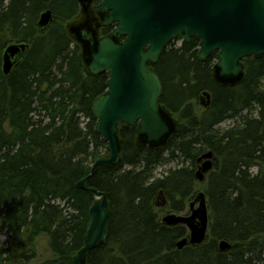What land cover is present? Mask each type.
I'll list each match as a JSON object with an SVG mask.
<instances>
[{
    "label": "trees",
    "instance_id": "trees-1",
    "mask_svg": "<svg viewBox=\"0 0 264 264\" xmlns=\"http://www.w3.org/2000/svg\"><path fill=\"white\" fill-rule=\"evenodd\" d=\"M47 9L55 23L42 30L37 19ZM78 10L77 0H0V236L9 234L0 264L32 262L41 238L51 252L41 264H73L84 246L96 198L77 183L108 157L92 112L108 76L89 73L66 29ZM13 43L28 48L5 76L3 52ZM199 44L194 37L166 49L151 65L163 86L161 104L177 119L166 144L150 148L136 128L120 125L122 160L86 181L111 204L106 243L89 252L87 264H264V55L245 58L242 82L224 86L214 77L215 55L198 59ZM203 92L211 102L198 111ZM231 117L240 125L216 132ZM207 151L214 153L205 190L209 233L203 244L179 250L187 229L161 223L156 200L162 192L172 210L184 211L194 193L196 160ZM166 153L190 167L150 181ZM221 240L231 249L220 251Z\"/></svg>",
    "mask_w": 264,
    "mask_h": 264
},
{
    "label": "water",
    "instance_id": "water-1",
    "mask_svg": "<svg viewBox=\"0 0 264 264\" xmlns=\"http://www.w3.org/2000/svg\"><path fill=\"white\" fill-rule=\"evenodd\" d=\"M85 7L93 0H78ZM96 12L103 25L115 24L112 34L96 41L92 49L83 42L82 59L92 75L106 73L107 90L94 99L95 132L107 143L108 157L95 161L90 174L77 188L90 191L95 201L89 210L84 246L73 264H87L90 251L105 245L111 218V204L105 192L87 187L86 181L101 166L112 167L122 160L120 125L137 129L139 140L150 148L163 147L177 125L161 104L163 86L151 68L174 40L189 43L200 40L197 57H216L214 77L224 86L239 85L244 77L242 61L264 55V0H103ZM54 20L51 10L42 13L38 26L45 30ZM74 31V30H73ZM28 48L25 43L9 44L2 57V72L8 76ZM201 104L207 108L211 95L203 92ZM213 151L198 157L203 161L196 176L200 181L212 171ZM162 194V192H161ZM191 214H170L162 222L170 227L183 225L188 235L177 242V249L201 245L210 229L206 194L200 192L190 203ZM232 245L221 240L220 251Z\"/></svg>",
    "mask_w": 264,
    "mask_h": 264
},
{
    "label": "rangeland",
    "instance_id": "rangeland-1",
    "mask_svg": "<svg viewBox=\"0 0 264 264\" xmlns=\"http://www.w3.org/2000/svg\"><path fill=\"white\" fill-rule=\"evenodd\" d=\"M78 23H66V29L69 32L71 38L73 39V41L75 42V44H78L80 47V54L82 56L83 53V46L80 45L79 42H77L76 40V35L74 34L76 27H77ZM183 41L182 40H174L172 41L167 49H171V48H178L182 45ZM264 84V81H263ZM196 108L198 111H202L204 109V106L201 104L200 100H198L196 102ZM253 115L256 114V109L253 108L252 112ZM248 114V111L244 112L243 115ZM172 116V115H171ZM175 124L177 125V119L175 116H172ZM240 125V119L239 117L237 118H226L224 121H222L221 123H219L216 127L215 130L218 133H223L229 129H232L234 127H237ZM109 156V154H108ZM107 157V156H106ZM214 160V159H213ZM180 167H190V164L188 162H184L181 159H171L169 154H165V156L163 157V160L157 164L155 167H153L150 171V181H153L154 179H158V178H163L164 176L168 175L170 173V171L180 168ZM127 169H130L131 167L127 166L125 167ZM214 168V167H213ZM195 170V185H194V193L193 196L186 201L185 203V210L182 212H177L171 209V205L170 203L166 200L165 196L163 194L160 193V195L157 197L156 200V212L159 216V220L161 223L162 219L170 214H177V215H181V216H187L190 215L191 211H190V203L193 202V200L195 199V197L197 196L198 193L200 192H204L206 190V186H207V178L208 175L212 172H209L208 174L205 175V179L203 181H200L196 174L198 172V168H197V164L196 167L194 168ZM213 170V169H212ZM252 172L255 173L256 172V168L252 169ZM209 215H210V211H209ZM9 238V234L7 232H4L1 236H0V248L6 245V242ZM51 258V252L48 248V243L47 240L45 238H41L38 240L37 243V258L34 259L32 262L28 263V264H41L43 262H45L46 260Z\"/></svg>",
    "mask_w": 264,
    "mask_h": 264
},
{
    "label": "flooded vegetation",
    "instance_id": "flooded-vegetation-1",
    "mask_svg": "<svg viewBox=\"0 0 264 264\" xmlns=\"http://www.w3.org/2000/svg\"><path fill=\"white\" fill-rule=\"evenodd\" d=\"M47 1H54V0H47ZM102 1L103 0H93L90 5H87L85 7L78 4L79 5L78 13L74 15L70 20L64 22V23H78L76 29L74 30L75 31L74 34L76 35L77 42H79L81 46H83V42H86L92 49V46L96 41L110 36L115 28V24H110L108 26L103 25L101 16L96 12V7ZM52 23H55V19L53 20ZM202 163L203 161L200 162L198 161L197 158L196 164L198 170L201 167Z\"/></svg>",
    "mask_w": 264,
    "mask_h": 264
},
{
    "label": "bare ground",
    "instance_id": "bare-ground-1",
    "mask_svg": "<svg viewBox=\"0 0 264 264\" xmlns=\"http://www.w3.org/2000/svg\"><path fill=\"white\" fill-rule=\"evenodd\" d=\"M78 4H80L79 1H78ZM47 10H51V9H47ZM47 10H44L43 12H41V14L44 13V12H46ZM51 11H52V10H51ZM52 13H53V12H52ZM41 14L39 15V17H38V19H37V23H39V19H40ZM53 17H54V15H53Z\"/></svg>",
    "mask_w": 264,
    "mask_h": 264
}]
</instances>
